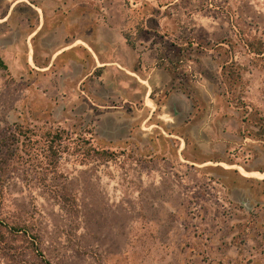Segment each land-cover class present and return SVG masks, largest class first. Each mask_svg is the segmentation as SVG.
Wrapping results in <instances>:
<instances>
[{
	"label": "rangeland",
	"instance_id": "374dc122",
	"mask_svg": "<svg viewBox=\"0 0 264 264\" xmlns=\"http://www.w3.org/2000/svg\"><path fill=\"white\" fill-rule=\"evenodd\" d=\"M36 5L0 0V264H264V0H107L154 103L26 66Z\"/></svg>",
	"mask_w": 264,
	"mask_h": 264
},
{
	"label": "crops",
	"instance_id": "0c3cea01",
	"mask_svg": "<svg viewBox=\"0 0 264 264\" xmlns=\"http://www.w3.org/2000/svg\"><path fill=\"white\" fill-rule=\"evenodd\" d=\"M36 1L39 6L36 5L35 27L19 43H15L18 50L25 55L26 66L34 67L44 75L48 71L51 72L54 63L61 55L72 51V55L62 61L65 67L75 71L72 74L74 79L81 81L92 76L94 71H100V79L110 78L116 84V88L112 87V89L118 90L119 84L122 85L124 90L118 93L121 99H125L124 95L128 94L136 95L137 100L143 88L144 99L147 98L154 103L151 96L154 86L159 83L164 85L163 77L159 79L160 69L150 63H142L137 68H133L135 56L140 54L128 46L119 27L112 24L114 15L105 13L109 12L107 0ZM39 7L44 11L52 12L47 15L52 21L57 13L64 19L58 18L60 22L58 27L48 26L47 32L42 34L44 14L41 16ZM67 28L74 32L67 33ZM35 53H37V62L34 61ZM121 69L124 74L119 73ZM238 170L243 176L258 174L263 177L262 172H249L241 166H238Z\"/></svg>",
	"mask_w": 264,
	"mask_h": 264
}]
</instances>
